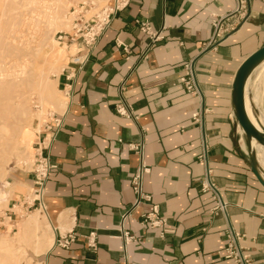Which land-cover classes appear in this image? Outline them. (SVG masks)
Returning <instances> with one entry per match:
<instances>
[{"label": "crops", "instance_id": "0c3cea01", "mask_svg": "<svg viewBox=\"0 0 264 264\" xmlns=\"http://www.w3.org/2000/svg\"><path fill=\"white\" fill-rule=\"evenodd\" d=\"M236 6L237 0H130L116 13L78 73L71 98L56 112L62 123L49 149L55 167L44 185L45 211L37 210L36 232L22 227L30 213L19 216L24 194L14 190L30 192L36 182L26 169L8 171L4 188L10 196L0 211V230L16 231L22 220L20 230L30 234L29 246L39 259L33 264H234L223 251L229 225L242 235L239 243L255 264H264V188L250 169L231 105L237 68L264 44V0H246L239 13ZM136 19L147 20L163 38L151 43ZM213 20H220L223 36L211 45ZM65 58L56 80L60 92ZM189 62L198 96L186 93L179 82ZM122 81L136 121L115 111ZM260 83L264 92V62L246 86L252 116L253 106L260 109L255 91L249 95V90ZM196 112L199 122L192 117ZM258 119L264 124L260 111ZM141 140L150 168L143 189L171 229L163 237L140 223L146 203L133 207L130 179L139 159L127 145ZM205 168L214 189L202 188ZM128 209L125 228L140 240L124 249L118 226ZM92 231L94 251L84 240ZM68 233L75 239L63 248L57 241ZM35 234L52 241L45 252H37Z\"/></svg>", "mask_w": 264, "mask_h": 264}, {"label": "built area", "instance_id": "2783aa9c", "mask_svg": "<svg viewBox=\"0 0 264 264\" xmlns=\"http://www.w3.org/2000/svg\"><path fill=\"white\" fill-rule=\"evenodd\" d=\"M130 0H109L105 5L95 7L93 2L83 1L76 5H71L67 12L66 18L69 24L68 30L56 31L53 35L55 41L65 46L68 52L66 56L65 83L61 87V92L66 100H69L73 94V87L78 73L82 70L87 62L90 53L96 46L101 35L109 27L112 19L117 12L126 8ZM246 0H237L235 11L237 13L245 11ZM94 9V11H92ZM136 23L141 32L145 33L150 42H156L163 38L161 31H153L150 23L147 20L136 19ZM214 33L209 44L213 45L219 38L223 36L221 33L220 20H213ZM125 48V46H124ZM126 49V48H125ZM179 82L182 89L192 95H200L199 86L195 79L193 65L191 62L185 63L182 75L179 77ZM124 81L118 85L119 101L115 105V111L120 116L136 121L137 116L134 114L132 107L127 104L126 96L124 95ZM34 108H39L38 103L33 104ZM194 121H200L201 114L196 112L193 114ZM62 123V114L56 112H47L45 119L41 122L42 130L38 131L39 137L35 142H32V164L29 173L32 174L36 185L32 188L28 195H23L19 201V209L22 211L19 215L23 217L26 213L39 210L45 211L43 203L44 185L49 177L50 171L55 165L50 160L49 149L55 139L56 133ZM129 150L133 151L139 159L137 171L130 179V185L135 195L133 207L139 203L145 202L148 206L147 211L140 215V223L147 225L150 229H157L159 236L163 237L166 232L171 229L166 225L165 219L160 215L157 204L151 202L150 195L145 193L143 189V178L149 173L150 168L144 160V142L130 143L127 145ZM201 161H205L204 155H201ZM205 178L202 188L203 190L214 189L210 179L209 170L205 168ZM209 180V181H208ZM217 195V193L215 192ZM224 204V203H223ZM223 210L224 205L217 202V206ZM18 209V210H19ZM132 209V208H131ZM131 209L125 210L121 216L118 226L119 238L122 240L124 249L133 242H138L139 237L131 234L125 228V220L131 215ZM15 220V219H14ZM12 221V220H11ZM227 242L223 248L224 257L231 259L234 264H255L252 257L245 252V249L240 245L242 235L234 231L231 225L226 231ZM75 236L68 233L64 237H60L57 244L63 248H68L74 241ZM85 245L88 250L94 251L97 248L96 234L90 232L84 236Z\"/></svg>", "mask_w": 264, "mask_h": 264}, {"label": "rangeland", "instance_id": "374dc122", "mask_svg": "<svg viewBox=\"0 0 264 264\" xmlns=\"http://www.w3.org/2000/svg\"><path fill=\"white\" fill-rule=\"evenodd\" d=\"M20 0H0V60H4L5 62H10L11 59L15 58L14 56L26 54L25 57L26 62L25 65L30 69L32 75H28L23 82L17 87H7V91L5 89L0 88V123H6L7 132H0V211L6 208L8 197L10 196V191L8 192L4 187L9 186L7 182L8 171L12 166H17L23 169H30L32 164V149L31 144L34 138L35 130L38 131V127L43 119L46 117L47 112H61L62 108L59 106L61 101L64 102V95L58 88H56L53 84V79L55 75V71L58 69V75L62 69V65L65 63L64 58L67 54V50L65 47L64 56L61 59H57L55 61L47 60L46 51L50 49H59L62 46L59 45L53 35L56 31H66L68 30L69 24L66 18L67 12L71 5H76L82 1L93 2L95 7H100L105 5L109 0H64L63 6L65 8L62 15V23H59L57 27L54 28V25L49 28V39H46L41 43V39L43 38V31L48 26L45 25V17L44 9L45 5L49 6L50 0H42L46 3H42L41 0H37L36 2L27 1L28 4L38 5L39 8H33V15L27 14L30 12L29 6H21L19 8ZM38 2V3H37ZM42 3V4H41ZM34 4V5H33ZM44 5V6H43ZM23 7V17H14L17 14V10ZM43 7V8H42ZM17 9V10H16ZM37 9V11H36ZM16 10V11H15ZM25 11V13H24ZM94 11V9L92 10ZM15 13V14H14ZM36 13V14H35ZM35 14V15H34ZM39 14V16H38ZM43 14V15H42ZM17 16V15H16ZM31 18H29V17ZM37 17V20H35ZM39 17V18H38ZM42 17V18H41ZM25 18V19H24ZM41 18V19H40ZM23 19V20H22ZM33 20V22H32ZM22 21V22H21ZM25 21V23H24ZM36 21H39L38 26H34ZM28 22V23H27ZM32 22V24H30ZM42 22V23H41ZM23 23V24H22ZM41 23V24H40ZM34 24V25H33ZM27 25V26H26ZM23 28H22V27ZM26 27V28H25ZM12 28L16 30L17 35H20V38L23 39L24 42L27 40L28 47H23L21 50L17 51L13 48L9 49L6 46H3L1 43L4 42V37L7 38L9 36L8 30ZM26 29V31H25ZM40 29V30H39ZM18 30V31H17ZM20 30L22 32H20ZM25 32V33H24ZM8 34V35H7ZM7 35V36H6ZM24 35V36H23ZM9 41V37L7 38ZM44 43V44H43ZM17 44V43H16ZM18 45V44H17ZM44 74V77L49 80V84L44 88V95H41V90L39 88L38 83V75ZM58 77V76H57ZM260 83L257 88L254 90V86L251 85L249 93L254 94L257 98V102L259 105V111L261 114H264V92L261 91ZM4 90V91H3ZM17 95V100L20 103L19 111L16 113L13 110L8 111L9 105L5 103V99L7 100L9 97ZM14 97H11L10 100H13ZM39 104V108H34V103ZM260 103V104H259ZM28 127L31 128V131L28 134H25L23 137L25 142H21V130ZM23 134V132H22ZM30 134V135H29ZM31 140V141H30ZM24 195H28L29 190L14 189ZM12 190V191H14ZM34 211H31L33 213ZM28 214V213H27ZM28 216V215H27ZM24 220V219H23ZM22 221V220H21ZM20 221V222H21ZM20 222L17 226V230L9 232V230H0V264H33L38 262L39 259L35 257L32 248L29 246L31 237L29 233H23L20 230ZM8 227V226H7ZM9 229V227L7 228Z\"/></svg>", "mask_w": 264, "mask_h": 264}, {"label": "bare ground", "instance_id": "6f19581e", "mask_svg": "<svg viewBox=\"0 0 264 264\" xmlns=\"http://www.w3.org/2000/svg\"><path fill=\"white\" fill-rule=\"evenodd\" d=\"M27 1H30V2H32V1H34V2H36L37 0H20L19 1V8L23 5H27V6H29L30 4H28L27 3ZM42 1V0H41ZM83 2V1H82ZM38 3V2H37ZM42 3H46L45 1H42ZM41 3V4H42ZM63 3H64V0H50V2H49V6L47 5V3L46 4H44L45 5V8H43L44 10V15H43V19H44V17H45V25H47L48 27L47 28H45L44 29V31H43V38L40 40L41 41V43L40 44H42V42H44L46 39H49V37L51 36V35H49L48 36V32H49V28H51L53 25H54V28L55 27H57L58 26V24L59 23H62L63 21H62V15H63V12H64V10H65V8H66V6L64 7L63 6ZM34 5V4H33ZM43 5V6H44ZM26 6V7H27ZM31 7H30V9H31V11L30 12H27V14H29V16L33 13V8H39V6L38 5H34L33 7H32V5H30ZM28 8V7H27ZM17 10V9H16ZM15 10V11H16ZM39 10H40V8L38 9V11H37V9H36V11L37 12H39ZM42 10V9H41ZM41 10H40V12L39 13H41ZM24 13H25V11H24ZM15 14V13H14ZM36 14V13H35ZM34 14V15H35ZM17 15V16H16ZM33 15V14H32ZM28 16V17H29ZM38 16H39V14H38ZM14 17H18V18H20V17H23V7L19 10H17V14H15V16ZM29 18H31V17H29ZM39 18V17H38ZM42 18V17H41ZM40 18V19H41ZM25 19V18H24ZM23 20V19H22ZM35 20H37V17H36V19ZM22 22V21H21ZM32 22H33V20H32ZM32 22H30V24H32ZM24 23H25V21H24ZM28 23V22H27ZM36 23L37 24H35V21H34V26H38L39 25V21L37 22L36 21ZM42 23V22H41ZM40 23V24H41ZM23 24V23H22ZM27 26V25H26ZM22 27V26H21ZM23 28V27H22ZM26 28V27H25ZM40 30V29H39ZM18 31V30H17ZM25 31H26V29H25ZM20 32H22L21 30H20ZM25 33V32H24ZM9 34V36H7ZM8 34L6 35L7 36V38L9 37V41L7 40V38L6 37H4V42H2L1 44L3 45V46H6V48H9V49H11V48H13L14 49V51H15V49L17 50V51H19V50H21V48H23V47H28V45H27V41L26 42H24L23 41V39H21L20 38V35L18 34L17 35V32H16V30H14V29H12V28H10L9 30H8ZM24 36V35H23ZM1 42V41H0ZM18 45H17V44ZM44 44V43H43ZM20 46H21V48H20ZM23 49H25V48H23ZM64 52H65V47L64 46H62L61 48H59V49H54V48H52V49H50L49 51H46V55H47V60H49V61H55V60H57V59H61V58H63V56H64ZM25 53L23 54V55H20V57H22V58H19L18 56H14L15 58H13V59H11L10 60V62L8 63V62H5L4 60H0V88L1 89H5L6 91H7V87H17L18 85H20L22 82H23V80L28 76V75H32V73H31V71H30V69L29 68H27V66L25 65V62H26V57H25ZM59 70V69H58ZM58 70L57 71H55L54 73H55V75H54V79H53V84H54V86L57 88V86H56V80H57V76H58ZM38 83H39V88H40V90H41V95L43 96L44 95V88L45 87H47V85L49 84V80L48 79H46V77H44V74H39L38 75ZM248 86V85H247ZM247 88V87H246ZM4 91V90H3ZM11 97H14V99L13 100H10V98ZM11 97H9L7 100L5 99V103L6 104H8L9 105V108L10 109H8V111H12L13 110V112L14 113H16V111H19V109H20V103L18 102V100L16 99L17 98V95H13V96H11ZM248 98H250V97H248ZM252 99V98H251ZM253 100V99H252ZM65 103L63 102V101H61V103H60V107L62 108L63 107V105H64ZM247 104L248 105H250V101L248 102L247 101ZM255 106H257V105H255ZM12 109V110H11ZM246 109H247V107H246ZM251 109V108H250ZM252 112V111H251ZM247 113H248V115H249V117L251 118V120H253V122H255V119H254V117L251 115V113L248 111V109H247ZM261 122V121H260ZM263 124V123H262ZM264 125V124H263ZM24 128V127H23ZM38 129H39V127H38ZM37 129V130H38ZM31 131V128H24L23 130H21V135H22V138H21V142L23 143V142H25V140L26 139H24L23 137L25 136V134H28L29 132ZM0 132L2 133V132H7V126H6V123H0ZM22 132H23V134H22ZM0 133V134H1ZM30 135V134H29ZM31 141V140H30ZM32 142V141H31ZM254 146L256 147V149L257 150H255V151H258V156H259V161L264 165V147L263 146H261V145H259V144H256V143H254ZM256 157H257V155H256ZM22 227L24 228V229H26V228H30V227H32L33 229H34V231L36 232L37 230H38V228H39V220H38V212H37V210L36 211H34L33 213H31V214H28V216H27V218H26V220H24L23 222H22ZM35 239H36V241H39L40 242V244L38 245L39 246V248L37 249V252H45L49 247H50V245H51V240L48 238V236H46V235H37V234H35Z\"/></svg>", "mask_w": 264, "mask_h": 264}, {"label": "water", "instance_id": "95a60500", "mask_svg": "<svg viewBox=\"0 0 264 264\" xmlns=\"http://www.w3.org/2000/svg\"><path fill=\"white\" fill-rule=\"evenodd\" d=\"M263 62L264 44L248 55L237 68L231 87V105L235 120L241 128L246 141L250 169L257 181L264 188V175L259 169L254 146V143H256L264 147V125L258 119V109L254 106L252 108L255 119V122H253L247 113L245 104L247 83L254 70Z\"/></svg>", "mask_w": 264, "mask_h": 264}]
</instances>
